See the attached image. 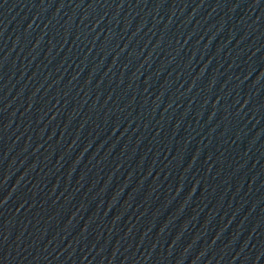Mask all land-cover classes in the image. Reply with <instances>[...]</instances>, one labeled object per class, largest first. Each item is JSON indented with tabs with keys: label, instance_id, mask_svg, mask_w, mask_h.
<instances>
[{
	"label": "water",
	"instance_id": "water-1",
	"mask_svg": "<svg viewBox=\"0 0 264 264\" xmlns=\"http://www.w3.org/2000/svg\"><path fill=\"white\" fill-rule=\"evenodd\" d=\"M0 264H264V0H0Z\"/></svg>",
	"mask_w": 264,
	"mask_h": 264
}]
</instances>
